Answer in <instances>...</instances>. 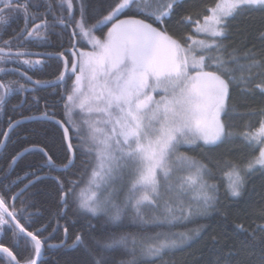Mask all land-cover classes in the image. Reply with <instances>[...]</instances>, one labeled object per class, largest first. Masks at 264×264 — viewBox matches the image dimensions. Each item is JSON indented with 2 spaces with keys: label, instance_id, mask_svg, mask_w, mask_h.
I'll return each mask as SVG.
<instances>
[{
  "label": "snow or ice",
  "instance_id": "6c2138e0",
  "mask_svg": "<svg viewBox=\"0 0 264 264\" xmlns=\"http://www.w3.org/2000/svg\"><path fill=\"white\" fill-rule=\"evenodd\" d=\"M182 3L0 0V28L24 19L14 35L0 36V64L45 63L34 56L62 61L53 80H33L20 67L11 71L29 83L0 79V111L12 93L29 91L31 99L21 103L34 110L7 120L0 147L18 130L30 146L11 157L4 181L24 153L39 156L23 176L0 181V233L7 227L19 247L17 253L0 243L6 264H176V253L193 249L191 264H264V203H251L259 194L250 187L255 176L264 178V0H214L200 18L181 15L176 23L192 28L180 34L168 21ZM253 13L260 16L253 30L258 44L250 43L253 32L243 23ZM63 31L70 48L27 47ZM82 41L90 49L79 47ZM39 86L53 92L35 95ZM257 95L260 106L249 107ZM236 116L258 117V127L246 122L238 131ZM237 139L247 157L230 155ZM182 147L201 149L203 159ZM80 157L88 178L77 192L81 181L54 173H70ZM45 176L55 182L56 209L33 228L52 195L37 187ZM72 202L79 231L67 222ZM64 251L75 258L63 259Z\"/></svg>",
  "mask_w": 264,
  "mask_h": 264
},
{
  "label": "trees",
  "instance_id": "16d2710c",
  "mask_svg": "<svg viewBox=\"0 0 264 264\" xmlns=\"http://www.w3.org/2000/svg\"><path fill=\"white\" fill-rule=\"evenodd\" d=\"M214 3V0H183V3L181 7H179L176 10V13L173 15L171 19L168 21V26L170 31H175L180 34H183L185 32H191V25H178L176 22L179 20L181 15L191 13L193 15L194 19L200 18L196 14L197 13H203L204 5H211ZM248 27V30L250 32H253V36L249 37L250 43H259L258 41H255L254 39V29L259 27L260 23V16L259 13H253L252 18L250 20L244 21ZM235 31V29H233ZM59 48L52 49L50 51H60L62 46H58ZM45 66L40 70H29L28 74L33 76L34 78L40 79V80H53L55 76L58 74V70L62 67V61L56 59L55 57L46 59ZM12 73H7V79L8 81L11 78ZM68 85L71 84V81L67 82ZM40 90L35 95L39 96H49L50 93L53 92V89L51 87H44L39 86ZM26 93V99L30 100L31 95L33 93L31 92H25ZM22 93L21 92H14L9 97H7L6 104L4 106V110L0 111V139H3L2 133L7 128V120L9 117L12 119H18L20 118V115L27 116L32 113L34 110H29L28 105L22 104ZM261 97L257 95L255 98H249L248 104L249 107H259L261 104ZM13 105H16V108L13 109ZM245 109L242 108L241 111H244ZM234 125L238 131H242L244 129L245 123L248 122L251 124L253 128L258 127V117L252 116H236L233 118ZM23 127L30 129L32 127V123L30 121H25ZM76 143V141H73ZM29 140L27 137H25L22 133H19V130L17 134H11V138L6 142L5 147H0V181H4V170L8 168V162L11 160V157L15 155L16 152L21 151L23 148L29 147ZM233 148L230 155L232 156H244L247 157L250 154V151L246 145L243 144V142L239 139H237L234 142L233 146H230ZM180 150L183 152H187L188 155L194 156L197 159H203L202 150L197 148L195 150H189L188 147H182ZM217 153L223 152L224 149H216ZM258 151V148H257ZM204 153H207V150H203ZM83 157H80L76 161V166L70 170V173H54V175L61 176L62 178L64 176H67L69 179L72 180H79L81 181L78 189L87 181V174L88 172L82 167L81 160ZM39 161V156L34 153H24L23 157L19 159L16 166H14L13 170H9L7 175V181L15 180L17 175L23 176V174L27 171H29V165H33ZM60 161H58L59 163ZM45 171H47L45 169ZM87 176V177H86ZM30 178V177H29ZM86 179V180H85ZM215 181L217 183H220L223 185L224 180L221 178L220 174L217 173L215 177ZM27 179L24 180L23 183H26ZM254 185L256 187V191L259 195H253L251 203L255 205L256 207H259L261 203H264V200L261 199L262 196H264V178H261L259 175L255 176L250 184V187ZM23 184L18 183L16 186L13 187L12 191H17L19 187H22ZM37 187H43L47 190H49L52 195L49 197L48 201L45 202L43 206H41V211L43 212V216L40 218L33 217V219H36L38 222L33 225V228H38L43 223H47V218L49 214V209L52 211H55L56 204H55V182L51 179L49 176H45L42 183L37 185ZM77 189V192H78ZM223 190V189H222ZM27 195V194H26ZM246 198V197H245ZM71 201V198H70ZM243 202V199L242 201ZM21 202L19 200L16 201V207L20 208ZM30 212H34V208H29ZM67 222L71 225L73 222H75V227L71 228L70 231H79L80 229V222L81 217L77 212L76 204L75 202L71 203V206L68 209L67 214ZM95 223V221H93ZM203 221H201L202 223ZM21 223H24L23 220H21ZM66 223V220L61 219L60 224L64 225ZM187 227H194V225H188ZM29 230H32L31 228ZM49 231H51V228H49ZM62 233H57V238H60ZM43 235L47 236L48 232H44ZM12 234L10 231L7 230V227H5V230L0 233V243L4 244L5 246L12 248L14 252L19 253V247H13V241H12ZM55 243L56 241H51ZM71 243V241H69ZM193 250H185L184 252H178L175 254V261L176 264H191V261L193 259L192 255H189L188 252ZM3 254H0V257H2ZM61 256L63 259L66 260H72L75 258L76 253L72 251H64L61 253ZM19 258V257H18ZM0 264H6L5 259L0 258Z\"/></svg>",
  "mask_w": 264,
  "mask_h": 264
},
{
  "label": "flooded vegetation",
  "instance_id": "af4514ba",
  "mask_svg": "<svg viewBox=\"0 0 264 264\" xmlns=\"http://www.w3.org/2000/svg\"><path fill=\"white\" fill-rule=\"evenodd\" d=\"M53 2H55V0H53ZM40 11H43V8H41ZM23 26H24L23 16L22 15L16 16L15 18L11 19L10 26H8L7 28H0V36H2L3 39H7L10 36L14 35L15 32H18L20 30V28H22ZM61 31L62 30L57 29V32H61ZM83 44L84 43L81 42L78 46L82 47L81 45H83ZM58 46H62L60 51H62L63 49H67V48L71 47V37L69 36L67 31H63L62 35H51L50 39L47 41L32 42V43H29L27 45V47L30 48L33 52H39V53H44V52L55 53L57 51H50V50L55 49V47L59 48ZM32 59H44L45 63L42 65H36L35 67L30 68L26 65L21 66V65H18L16 63L10 62L6 65L0 64V67H5L6 69L9 70L8 72L12 73L10 80L18 81L21 84H26L29 82H27L25 80V78L23 76H21L19 73L11 71V69H14L16 67H20L21 71H26L27 73L29 70H39V69L41 70L45 66V64L47 62L46 59H48V57L34 56V57H32ZM7 73H0V79H3L5 82H7L8 81ZM28 75L31 76L30 74H28ZM32 78H33V80H40V79L34 78L33 76H32ZM21 93L23 94L22 95V101H23L26 99V93L25 92H21Z\"/></svg>",
  "mask_w": 264,
  "mask_h": 264
},
{
  "label": "rangeland",
  "instance_id": "374dc122",
  "mask_svg": "<svg viewBox=\"0 0 264 264\" xmlns=\"http://www.w3.org/2000/svg\"><path fill=\"white\" fill-rule=\"evenodd\" d=\"M104 31H107V29L105 28ZM96 34H97V35H100L99 32H97ZM201 38H204V37H201ZM82 42H83V41H82ZM83 43H84V42H83ZM81 46H82V47H85V48H87V49H90V46L86 45L85 43H84L83 45H81ZM73 78H74V77H73ZM180 151L183 152L182 150H180ZM87 176H88V174H87ZM87 176H86V177H87ZM85 180H86V179H85ZM86 182H87V181H86ZM86 182L80 187V189L85 187ZM80 189H78V192L80 191Z\"/></svg>",
  "mask_w": 264,
  "mask_h": 264
},
{
  "label": "water",
  "instance_id": "95a60500",
  "mask_svg": "<svg viewBox=\"0 0 264 264\" xmlns=\"http://www.w3.org/2000/svg\"><path fill=\"white\" fill-rule=\"evenodd\" d=\"M19 119V118H18ZM7 129V128H6ZM27 183V182H26Z\"/></svg>",
  "mask_w": 264,
  "mask_h": 264
}]
</instances>
